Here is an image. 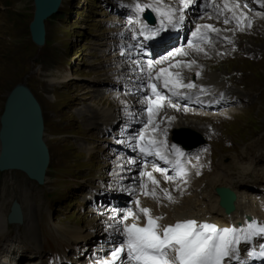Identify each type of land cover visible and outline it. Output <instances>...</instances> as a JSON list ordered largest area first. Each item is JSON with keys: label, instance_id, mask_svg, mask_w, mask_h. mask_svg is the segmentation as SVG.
<instances>
[{"label": "rangeland", "instance_id": "obj_1", "mask_svg": "<svg viewBox=\"0 0 264 264\" xmlns=\"http://www.w3.org/2000/svg\"><path fill=\"white\" fill-rule=\"evenodd\" d=\"M197 1L199 6L193 14L191 29L154 58L157 61L169 57L179 48L187 51L186 46L194 29L199 24L212 25L220 31H209L211 38L207 43L217 45L210 55L203 54L201 50L205 49L199 48V45V51L193 47L197 54H189L190 57L178 61L185 66L197 63L201 73L215 77L214 81L203 84L218 83V86L221 80L236 84L238 87L234 90L238 89L242 96L241 105L205 111L170 100L178 109L176 112L165 109L163 113L159 109V115L153 121L158 126L153 136L157 141L164 142L165 150L166 144L171 143L176 135L205 140L208 147L201 154L205 164L200 168L206 172L204 177L211 172L222 174L224 178L216 187L226 185L227 179L239 175L241 170L235 165V155L239 156V160L246 157L247 162L242 164L246 166L247 177L252 176V182L256 180L264 186L261 182L264 174L259 177L254 173L264 168V10L252 4L260 0H233L240 5L241 13L252 14L248 22L243 19L238 25L231 15H225V9L219 3L214 9V3L210 4L208 0ZM116 2L62 0L58 13L45 20V39L40 43L31 32L35 1L0 0V115L13 87L19 83L27 85L41 104L44 139L50 151V165L42 185L29 179L22 171H0V216L6 222V227L4 225L2 229L4 232H0V257H4L2 255L8 252L9 244L13 243L10 237L18 233L26 246L21 252L25 259L21 264H48L50 257L47 258L48 250L45 252L47 256L44 254L45 246L65 250L70 241L71 249L68 250L73 264H83L86 260L89 261L85 264L98 263L104 255L99 245L103 238L96 233L100 229L102 232L111 230L114 224L108 223L106 215L114 216L116 222L132 206V201L127 202L129 197L122 187L129 176L124 173L122 164L130 156V149L139 142V133L145 131L148 112L138 104L147 97L145 93L146 88L147 93L149 91L150 80L145 75L141 81L143 91L132 93L127 54V50L133 47L129 43L131 32L127 17L132 13H125V6L119 3L112 5ZM226 18L230 21L227 24L224 23ZM224 24L229 28L235 25L237 29L224 30ZM122 31L125 33L122 34ZM138 53L140 56L142 51ZM191 71L187 69V72ZM184 77L190 83L195 79L189 74ZM160 88L165 91L162 86ZM205 93L203 95L215 93L219 97L214 91ZM245 97L249 101L246 102ZM101 110L112 112L114 126L104 125L102 119L93 116ZM177 123L180 125L175 126ZM187 129L191 132L185 131ZM128 135L134 143L129 141ZM258 139L262 144L256 146ZM250 146L256 147L246 151ZM254 152L256 154L249 157ZM149 165H158L166 170L158 162L152 164L141 160L139 168L133 173L138 177L136 184L146 188L145 191L153 189V186L142 180L140 172L143 166ZM196 167H193L196 172H191L190 176L201 177ZM169 175L181 183V176ZM207 190L211 193L212 187ZM213 193L215 195L214 188ZM254 193L257 194L252 198L261 199L264 203L261 197L264 194L259 191ZM101 194L102 198L99 197ZM123 194L126 196L123 197ZM93 195L97 199H92ZM161 199L159 195L158 200ZM15 200L21 203L25 216L27 209L33 207L40 239L38 247L31 246V240L24 238L27 225L9 224L7 221ZM71 228L79 229L83 237L87 236V241L85 238L72 239ZM57 232L62 236H57ZM112 236L115 237L109 233L108 239L104 240L105 245L112 244ZM96 239L97 242L91 246ZM31 247L35 252H31ZM74 251L78 255L72 254Z\"/></svg>", "mask_w": 264, "mask_h": 264}, {"label": "bare ground", "instance_id": "obj_2", "mask_svg": "<svg viewBox=\"0 0 264 264\" xmlns=\"http://www.w3.org/2000/svg\"><path fill=\"white\" fill-rule=\"evenodd\" d=\"M117 1L119 2L120 0H117ZM128 1L131 2L132 4L128 2L127 7L131 8L132 10H133V8H135V5L137 3L149 4L152 2V0H128ZM208 1H210V4L214 3V7H213L214 9L216 8L215 7L216 3H219L224 8V0H213V1L208 0ZM247 1L249 2V0H247ZM260 1L264 2V0H260ZM164 2L166 4H168L169 6H172V7H176V8L183 7V5H181L179 3V0H164ZM124 3H127V2L124 1ZM229 3L231 5L233 3V0H229ZM61 4H62V0H61ZM113 4H115V3H112V5ZM252 4L256 5L254 2ZM198 6L199 5H198L197 0H191V3L189 4V6L187 8H185L183 11V15L185 17L183 23L180 25L179 28H176V29H178V32L176 29L170 28V30L174 34H177V37H175V35H174L171 38H168L166 42L161 43L160 45H153L152 46L153 47V57L152 56L148 57L146 55H140L139 56L138 50H136L133 47L130 50L129 49L127 50V54H128V58H129L128 59V61H129L128 68L130 70L129 74H131V76H132L131 77V80H132L131 84L133 86V89H131L132 93H141L143 91V87H141V81L145 75L150 80V83L155 82L159 85V87L160 86L163 87L162 81H156L155 80V75H156L157 71L159 70V68H166L167 69V68H169V65H173V67L170 69L171 71L181 72V74L183 76L182 83H184V84L190 83V81L188 79H185V77H184V75H187V74H189L190 77H192V76L195 77V80L193 81L194 84L198 83L196 85V87H194V88H183V87H181V88L177 89L176 91H178L180 94H182L183 92L189 94L188 92L190 90H196V91L200 92L198 90L200 88V86H198L199 84L204 85L203 82H207V81L212 82L215 80V77L206 76V74L201 73L202 71L199 69L197 63H195L194 65H191V67L185 66L182 63L178 64V62H179L178 59L183 60L186 57H190L189 54H191L193 56L195 54H197L193 50V47H189V41H192L194 45H197V46L200 45L199 48L205 49V50H201L202 53L205 55H210L211 51H213V48H215V46H217L216 44H213V43H209V44L207 43L208 39L211 38L210 32H208V38L203 40V42L197 41V39L194 38L192 35V33L197 30V27L191 33L190 39H189L188 44L186 46L187 51L185 49L179 48L178 50H180V51H176L173 54H170L169 57L160 58L157 61L154 58V56L156 54H160V53L168 50L172 46L170 44L177 41L178 38H180L182 36L181 35L182 33L188 32L189 29H191V26H193V22H194V20H192L194 17L193 14L196 11L195 9ZM247 6H250V5H247ZM147 10H150V9H146L145 12ZM262 10H264V9H262ZM126 11H128V9H126ZM150 12H151V10H150ZM236 12L238 15L241 13L239 8L236 9ZM153 14L156 16L155 13H153ZM189 14H190V16H189ZM225 15H231V18H232L233 14H232V11L225 9ZM251 15H252L251 13L244 15L246 17L247 22H248ZM262 17H263V15H262ZM211 18L215 19L214 17H211ZM253 19H256V18L254 17ZM232 20H234V19L232 18ZM135 21L136 20H134L133 25L136 24V26H137L138 23H135ZM234 21H236V20H234ZM158 22H159V19L156 17V24ZM202 25H205V24H201V25L199 24V26H202ZM230 28L232 29V31L237 29L235 25H233ZM230 28H229V26H226V24H224L222 26V29H224V30L230 29ZM122 30H124V29L122 28ZM201 31L205 32L208 30L201 28ZM121 33L123 34L125 32L122 31ZM180 41L181 40L179 39L178 43ZM129 43H131V42H129ZM129 43H128V45H129ZM206 44H208V46H206ZM149 61H152L151 66H149V63H148ZM157 62H159V63H157ZM169 62H171V63L169 65H167ZM187 69H192L193 71L187 72ZM192 73H193V75H191ZM150 77H151V79H150ZM148 90L149 91L147 93V88H146V93H145L146 96L148 97V95H149V97H152L154 99L153 94L150 92V87L148 88ZM164 90L166 91V94H167L168 91L166 89H164ZM220 92H222V91H220ZM204 93L202 92L201 95H199L200 99H196L197 98L196 96L198 94H200V93H196L193 96L194 100H198L199 102H202L203 104H205L207 100L218 97L215 93L203 95ZM205 94H207V93H205ZM217 94L219 96L221 95V93H218V92H217ZM138 105H140V107L144 106L145 109L147 110L148 102H147L146 98H142L140 100V104H138ZM161 109H162L161 113H163L165 109H167L170 112H176L178 107L177 106L175 108L171 107L170 104L166 101L164 107ZM189 109L190 110H196L194 108H189ZM212 113H214V112H212ZM95 115H97V118L99 117V119L103 120L102 124L108 125V126H112V125L114 126L115 121H113L114 117H113V114L110 110L97 111L93 114V116H95ZM158 115L159 114H157L156 116L153 117V121H156V117ZM93 116L91 115L90 117H93ZM210 116H214V115H210ZM173 117H174V115H172V118ZM148 118H149V114H148V117L146 119L148 120ZM178 125H180V124H178V123L175 124V126H178ZM203 125H205V124H203ZM152 128L153 127L151 125H149L148 128L145 129L144 133L146 136L156 135V134H154L155 132H153ZM128 137H130V135H128ZM263 138H264V136H263ZM129 141H132L133 143L135 142L134 140H132L131 137L129 138ZM260 144H262V142L258 139V141L255 145L259 146ZM256 146H250L249 150H248V148H246V151L250 152L251 150H254L253 148H255ZM161 151H162V153L166 152L170 155L173 154L172 152L165 150L164 147L161 149ZM255 152L259 153L258 151H255ZM255 152L249 154V157H251L253 154H256ZM129 154H130V156L128 158H126L125 160L123 159L124 163L122 165L124 168L123 170H125L124 173H127L129 176H128V178H126L127 180L124 181V185H122V187H124V190L126 191V194L129 197L126 199L127 202L132 201V206L129 208H132L134 212H138V208L135 204V201L139 200L140 206L150 208L152 210L153 215L163 216L164 217L163 223L173 222L175 220L185 219V218L191 217V216H195V217L199 218V216L203 217V216H206L209 214H215V216H213V217H218L221 215V213L224 209L219 204L218 195L217 194L214 195L213 188L215 189L216 184L221 182L224 177L222 176L221 173H214V172H211V174H209L208 177H204L203 175H205L206 172L204 171L203 168H200L201 165L205 164L204 160H201V161L196 160V161H194V163L190 161L189 163H187V160L185 159V167H183V169H182L184 174L180 175V173H179V176H181V178H182L181 183L176 181L174 178H172L171 180L166 179L165 176H170V175L167 173L162 174L159 171H156L155 170L156 168H160L158 165L143 166L141 172H152L153 176L160 182L158 186H155L148 180L147 176H141L140 175V177H142V180L148 182L149 184H151L153 186V188H155V197L156 198H153L150 195L144 194L145 192L149 191V189L145 191L146 188L136 184V180L138 177L137 178L135 177V174L133 173V171L138 169L139 165L141 163V160H144L141 157L142 152L139 149L138 143L135 144V146L133 147L132 150L130 149ZM205 154L206 153H204V156H205ZM261 156H262V154H261ZM132 161H135V163H132ZM209 162H210V160H209ZM235 162L237 163L235 165H238L240 167L241 171L239 172V175H237L236 178L227 179L228 180L227 183L225 182L226 186L231 187L232 189L237 191V194H238V200L236 202V209L233 213L228 215L229 223L233 222L234 219H239L240 222H242L243 220L249 221L251 217H252L251 219L255 218V220H260V218H264V203H261V201H262L261 199L260 200L253 199L252 197H254V196L249 194L248 191H245V190L241 191V185H243V183L245 184V186H248L249 189H251V186L256 184L254 189L252 190V191H254L256 189V187L259 186V182H257L256 180L254 182H252V179L246 176V174H247L245 172L246 166H244L242 164L243 162H247L246 157L243 160H239V156L235 155ZM159 165H161V164H159ZM196 165H197L196 169L198 171V174L202 175L201 177H198V176L192 177L194 174H192L190 176L191 172H194V173L196 172L195 168H193ZM238 166H236V167L238 168ZM126 170H130V171L126 172ZM254 173H256L257 176L261 177L264 174V168L260 169V170H255ZM259 177H256V178H259ZM227 178H229V174H227ZM144 181L142 183L143 185L145 184ZM263 181H264V179L261 180V182H263ZM139 184H141V183H139ZM209 186L212 187L211 193H208V190H207V188ZM164 190H166L167 192H169L171 194V196L173 197L172 201H169L167 199V197L164 195ZM126 194H123L122 196L125 197ZM159 195H161L162 201L158 200ZM214 196H216V197L214 198ZM261 197H262V199H264L263 198L264 196H261ZM257 201L260 203H257ZM27 210H28V214H26V216L24 215V212H23V216H24L25 221H23L22 225H27V227L25 229V237L24 238L31 240L32 246L38 247V245H39L38 242L40 239H39V233L36 230L37 229V222L34 218L35 214L33 213V207L31 206V208H29ZM22 211H23V208H22ZM122 217L123 216H121L115 222L114 216L112 217L109 214L106 215L105 219L109 220L108 223L111 222L114 224H113L111 230L108 229V230L102 232V230L100 229V231L96 233V236L103 238L102 241H99V245L102 247L101 253L104 255L100 259V261H98V263H95V264H102V261L111 259L110 254H111L112 249L119 245L118 240H120V237H119L120 228L122 227L120 221H121ZM143 219L144 218L142 217L141 220H143ZM4 225L6 227V222H3V219L0 216V229H1L0 232H4V231H2V229L5 228ZM18 232H20L19 229H18ZM70 232L73 234V237H71L72 239L78 240L80 238H83V239L85 238L87 241V236L83 237V235L80 233L81 231H79V229L73 230V228H71ZM109 233L111 235L115 236L114 241L112 242L111 245H105L104 240L108 239L107 237L109 236ZM56 234H57V236H58V234L60 236H62V234L60 232H57ZM20 237H19V234H17L16 236L14 235L13 238L15 241L13 243H10L8 246L9 250H11V248H13V251L8 250L6 255H2L4 257L2 259L0 258V264H21V263H23V259L21 258V256H18L20 261L17 260L18 262H14V259H15V261L17 259L16 256L20 255V253L22 251L21 250L22 241H21ZM96 242H97V239L91 243V246H93ZM244 249H245V246L243 245L242 251L240 253L242 261L245 260V250ZM237 263L238 262L235 260H233L231 262V264H237ZM125 264H127L126 261H125Z\"/></svg>", "mask_w": 264, "mask_h": 264}, {"label": "snow or ice", "instance_id": "obj_3", "mask_svg": "<svg viewBox=\"0 0 264 264\" xmlns=\"http://www.w3.org/2000/svg\"><path fill=\"white\" fill-rule=\"evenodd\" d=\"M183 5L181 8L169 6L164 0H152L149 4L135 5L137 18L135 23L140 25V33L145 36V39L150 40L160 32L168 29L179 28L185 17L183 11L189 6L191 0H179ZM264 6V4H262ZM240 5L233 2L231 5L229 0H224V8L232 11V18L240 25L243 19H246L243 13L239 15L236 12ZM246 7V5H245ZM146 9L156 14L159 19L158 27H149L147 23L141 19V14ZM230 21L226 18L224 23ZM250 26V22H249ZM201 28L208 31L202 32ZM219 32V29H214L212 25L198 26L197 30L192 33L197 41L202 42L208 38V32ZM189 47H196L192 41H189ZM180 51V50H178ZM149 66L152 61H149ZM159 63V62H157ZM181 62H178V64ZM194 63V62H192ZM191 67V64H187ZM173 65L169 68H159L155 75L156 81H162L163 88L172 95H179L177 89L194 88L195 84L182 83L183 76L179 71H171ZM151 79V77H150ZM151 88L153 97H146L148 102L147 112L149 118L145 123V129L149 125H153V132L158 127L153 123V117L158 114L159 109L164 107L167 101L171 107H176L172 104L169 97L158 89L157 83L153 82L148 85ZM140 141V151L147 155L159 156L160 159L166 160V156L161 149L164 147L163 141H157L154 136H146L142 131L138 135ZM177 155L183 156L184 153L175 145L172 146ZM135 163V161H132ZM156 171L164 174L165 169L156 168ZM183 170L180 175H183ZM141 176H147L148 180L155 186L159 185V181L153 176L152 172H141ZM171 180L172 177L165 176ZM155 197V188L144 193ZM164 195L169 201L173 197L169 192L164 190ZM135 204L138 212H134L132 208L125 210L120 221L122 227L120 233L123 237L118 246L111 251V259L102 261V264H231L233 260L239 264H247L241 259V245L248 246L253 241L264 239V223L252 220L246 226L236 227H219L214 223L198 222L195 219H186L177 221L171 224H163V216L152 214V210L147 207L140 206V201L136 200ZM145 219L143 224L140 223L141 218ZM248 257H259L264 260V243H259V251H248Z\"/></svg>", "mask_w": 264, "mask_h": 264}, {"label": "water", "instance_id": "obj_4", "mask_svg": "<svg viewBox=\"0 0 264 264\" xmlns=\"http://www.w3.org/2000/svg\"><path fill=\"white\" fill-rule=\"evenodd\" d=\"M35 16L31 24L33 38L42 42L45 37V20L59 11L61 0H34ZM45 123L41 104L25 84H17L7 95L0 115V171L19 170L29 179L42 185L50 165V151L44 139ZM191 148L199 144L188 137L174 138ZM221 203L234 208L235 195L228 188L219 187ZM9 223H22L23 212L14 201L8 215Z\"/></svg>", "mask_w": 264, "mask_h": 264}]
</instances>
